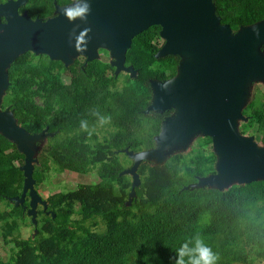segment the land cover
Returning <instances> with one entry per match:
<instances>
[{
	"label": "trees",
	"instance_id": "obj_1",
	"mask_svg": "<svg viewBox=\"0 0 264 264\" xmlns=\"http://www.w3.org/2000/svg\"><path fill=\"white\" fill-rule=\"evenodd\" d=\"M72 3L28 0L19 13L45 21L55 4ZM214 6L232 33L264 21V0H214ZM159 33L153 26L133 38L125 66L133 68L134 78L115 76L102 57L88 63L78 57L66 68L27 52L10 65L1 110L13 111L29 134H54L38 145L34 189L50 172L93 174L97 182L47 197L34 226L26 213L28 197L23 206L10 202L22 192L24 158L0 136V243L7 254L0 264H194L198 242L211 249L215 264H264V181L222 192L184 190L216 173L208 137L196 136L188 155L171 156L163 165L142 162L128 204L132 180L120 174L132 161L123 150L154 148L170 111L145 114L150 82L174 78L180 61L155 58L164 43ZM242 114L247 121L239 123V132L259 137L264 147V91L251 92ZM27 219L34 238L21 237Z\"/></svg>",
	"mask_w": 264,
	"mask_h": 264
},
{
	"label": "water",
	"instance_id": "obj_2",
	"mask_svg": "<svg viewBox=\"0 0 264 264\" xmlns=\"http://www.w3.org/2000/svg\"><path fill=\"white\" fill-rule=\"evenodd\" d=\"M27 2L0 3V136L14 144L24 158L22 192L10 202L23 206L28 197L26 213L34 226L37 207L42 206L43 211L47 207L34 189L35 148L54 134L46 130L29 134L17 124L13 111L1 110L10 65L30 52L68 68L78 57L86 63L99 59L103 50L115 76L125 72L134 78L136 72L125 66L126 52L134 37L153 26L160 27L164 42L155 58L177 56L180 61L174 78L150 82L152 99L145 114L173 110L174 115L163 120L154 148L139 153L123 150L132 161L120 174L132 180L128 204L140 184V164L163 165L171 147L196 136L211 139L216 173L199 178L184 190L222 192L264 181V147L238 129L240 122L247 121L242 111L248 102L249 83L264 80V21L232 33L228 25L220 23L212 0H83L88 4L84 16L70 19L66 12L72 4H55L54 16L43 21L19 13Z\"/></svg>",
	"mask_w": 264,
	"mask_h": 264
},
{
	"label": "rangeland",
	"instance_id": "obj_3",
	"mask_svg": "<svg viewBox=\"0 0 264 264\" xmlns=\"http://www.w3.org/2000/svg\"><path fill=\"white\" fill-rule=\"evenodd\" d=\"M0 1L2 2L5 0H0ZM82 3H83V0H75L73 1L71 7L72 8L76 7L78 4H82ZM263 47L264 46H262L261 48L262 50H263ZM104 52L99 51V57H102L106 61H111L110 58L103 57V56H108V53L106 52L107 54L105 55ZM256 88L264 91V80H257V81H252L251 83H249L248 85L249 96L247 98L248 101H249L251 92L254 91ZM173 115H174V111L171 110L168 117H172ZM253 137L257 145L259 147H262V144H261L262 142L260 141V138L257 136H253ZM193 139L194 137L189 142L184 143L182 145H174L173 147H171V149H169V151H167L166 157L168 158V157L176 156V155H183V156L188 155L196 145L195 140L193 141ZM37 149L39 148L36 147L35 150ZM96 182H97L96 176L93 174L78 175L70 171H64L61 173L50 172L46 181L43 180L42 183L38 186L37 192L39 196L42 198V200H46L47 197L51 195L58 194L61 192H67L71 190L73 191L78 185L93 184ZM40 208L41 206L37 207V211L40 210ZM1 209H4V207H2ZM38 219L39 217L36 215L35 221H37ZM20 233H21V237L24 239L34 238L38 235L35 233L34 227L29 225L28 219L25 221V226L21 227ZM0 258L3 260L7 259V254H5V250L1 246V243H0Z\"/></svg>",
	"mask_w": 264,
	"mask_h": 264
},
{
	"label": "clouds",
	"instance_id": "obj_4",
	"mask_svg": "<svg viewBox=\"0 0 264 264\" xmlns=\"http://www.w3.org/2000/svg\"><path fill=\"white\" fill-rule=\"evenodd\" d=\"M87 11L88 4L85 2L67 10L66 15L69 18L82 17L87 13ZM196 252L198 253V259L194 261V264H215L216 257L210 248L203 246L200 242H198Z\"/></svg>",
	"mask_w": 264,
	"mask_h": 264
},
{
	"label": "flooded vegetation",
	"instance_id": "obj_5",
	"mask_svg": "<svg viewBox=\"0 0 264 264\" xmlns=\"http://www.w3.org/2000/svg\"><path fill=\"white\" fill-rule=\"evenodd\" d=\"M75 1V0H73ZM212 2L214 3V0H212ZM59 6V5H58ZM63 6H68V5H60V7H63ZM54 16V15H53Z\"/></svg>",
	"mask_w": 264,
	"mask_h": 264
}]
</instances>
